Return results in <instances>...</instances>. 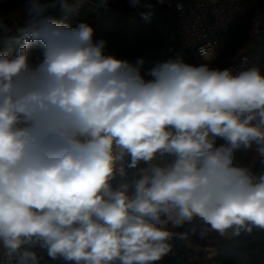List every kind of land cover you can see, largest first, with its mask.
Returning a JSON list of instances; mask_svg holds the SVG:
<instances>
[{
	"label": "clouds",
	"instance_id": "obj_1",
	"mask_svg": "<svg viewBox=\"0 0 264 264\" xmlns=\"http://www.w3.org/2000/svg\"><path fill=\"white\" fill-rule=\"evenodd\" d=\"M127 3L150 21L171 0ZM57 8L0 12V264H161L264 233V171L237 156L264 166L261 68L213 67L211 40L145 68Z\"/></svg>",
	"mask_w": 264,
	"mask_h": 264
},
{
	"label": "trees",
	"instance_id": "obj_2",
	"mask_svg": "<svg viewBox=\"0 0 264 264\" xmlns=\"http://www.w3.org/2000/svg\"><path fill=\"white\" fill-rule=\"evenodd\" d=\"M244 12L238 13L231 21L227 31L226 46L213 67L226 68L249 45V30L256 13L264 11V0H241ZM72 9L62 22L75 24L86 20L96 28L97 38L108 41V51L119 57L135 60L143 57L145 68L157 61L174 58L180 53L186 62L194 63L192 55L184 48L175 32L177 16L174 10L165 5H157L150 21L141 18L138 10L132 9L127 0H109L107 10L124 12V16L102 17L96 12V4L91 0H76ZM19 8V0H0V12L9 14ZM241 162L255 173L264 171L254 154L240 157ZM194 240H198L193 238ZM181 241H175L179 247ZM212 256L208 264H264V233L254 231L251 235H241L233 240L220 239L207 244Z\"/></svg>",
	"mask_w": 264,
	"mask_h": 264
},
{
	"label": "built area",
	"instance_id": "obj_3",
	"mask_svg": "<svg viewBox=\"0 0 264 264\" xmlns=\"http://www.w3.org/2000/svg\"><path fill=\"white\" fill-rule=\"evenodd\" d=\"M177 2L183 3V12L176 10ZM165 6L175 11V32L192 55L194 64L204 62L198 57L197 48L209 40L217 42L219 56L226 46L229 24L238 13L244 12L241 0H171L170 6L168 3ZM249 38V49L227 67L239 70L241 60L247 57L248 66H259L264 72V11L256 13L252 19ZM182 261L180 252L173 251L169 255V264H181ZM47 264L60 262L48 260Z\"/></svg>",
	"mask_w": 264,
	"mask_h": 264
},
{
	"label": "rangeland",
	"instance_id": "obj_4",
	"mask_svg": "<svg viewBox=\"0 0 264 264\" xmlns=\"http://www.w3.org/2000/svg\"><path fill=\"white\" fill-rule=\"evenodd\" d=\"M249 47L250 46H248L246 50H248ZM218 240L220 239L215 237H213L209 241L195 240L196 247L193 248H187L181 242L179 247L174 248V253H182L183 261L181 262V264H208L212 253L210 252V247H208L207 244L216 242ZM161 264H169V256H167L161 262Z\"/></svg>",
	"mask_w": 264,
	"mask_h": 264
},
{
	"label": "water",
	"instance_id": "obj_5",
	"mask_svg": "<svg viewBox=\"0 0 264 264\" xmlns=\"http://www.w3.org/2000/svg\"><path fill=\"white\" fill-rule=\"evenodd\" d=\"M76 0H69V8L67 10L61 11L59 8H57L54 12L53 15L58 19L62 20L67 17V15L70 13L72 7V4ZM96 4V12L101 15L102 17H108V16H124L126 15L124 12H117L113 10H107L102 4L100 3V0H91Z\"/></svg>",
	"mask_w": 264,
	"mask_h": 264
}]
</instances>
